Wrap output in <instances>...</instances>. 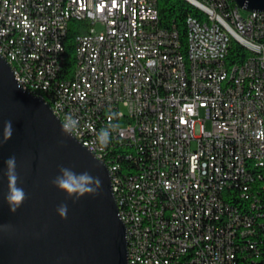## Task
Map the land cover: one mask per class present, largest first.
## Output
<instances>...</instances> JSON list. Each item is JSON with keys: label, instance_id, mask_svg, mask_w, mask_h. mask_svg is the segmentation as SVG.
I'll return each mask as SVG.
<instances>
[{"label": "built area", "instance_id": "built-area-1", "mask_svg": "<svg viewBox=\"0 0 264 264\" xmlns=\"http://www.w3.org/2000/svg\"><path fill=\"white\" fill-rule=\"evenodd\" d=\"M8 2L11 16L2 19L0 0V55L17 53L38 83L39 76L62 82L54 99L66 111L52 112L69 114L71 126L63 127H77L72 135L96 158L102 161L93 143L125 155L127 264H235L242 249L237 222H247L243 234L255 256V225L264 223V11L243 15L233 0H199L202 19L186 15L182 42L174 27L160 25L157 0ZM73 20L82 23L80 60H73L79 71L67 75ZM216 20L229 23L234 43H252V53L231 61V42ZM1 39L13 48H1ZM18 45L27 46L28 57H20ZM250 161H258L259 175H251ZM233 185H244L243 198L258 202V218L245 205L231 208ZM144 243L151 252L135 261Z\"/></svg>", "mask_w": 264, "mask_h": 264}, {"label": "water", "instance_id": "water-1", "mask_svg": "<svg viewBox=\"0 0 264 264\" xmlns=\"http://www.w3.org/2000/svg\"><path fill=\"white\" fill-rule=\"evenodd\" d=\"M241 9L264 11V0H233ZM5 120L13 132L0 142V264H127L126 229L106 165L68 132L49 103L23 90L0 55V140ZM16 157L17 184L26 196L14 211L5 201V161ZM99 176V191L78 199L58 189L59 166ZM67 202L61 217L57 205Z\"/></svg>", "mask_w": 264, "mask_h": 264}, {"label": "bare ground", "instance_id": "bare-ground-1", "mask_svg": "<svg viewBox=\"0 0 264 264\" xmlns=\"http://www.w3.org/2000/svg\"><path fill=\"white\" fill-rule=\"evenodd\" d=\"M188 3L196 7L200 15H195L190 13V16L195 17V19H202V3L199 0H186ZM3 2L2 19H9L11 16V2L8 0H1ZM222 3H229V0H222ZM62 10H69V3H62ZM216 27H220V32L226 37L227 42H235V31L230 28L229 23L223 22V20H216ZM73 60H80V46L81 37H79V32H76L73 37ZM236 44L242 47L244 53H252V43L247 41H236ZM1 48L12 49L13 41L9 39H1ZM18 52L20 57H28V48L25 45H18ZM5 59L11 66L13 75L18 83L20 80L21 88L49 103L51 110L58 108V111H66V104L63 101H55L54 91L62 90V82H51L48 83L47 76H39V83L30 77L29 72L23 70L22 62L17 58V53H5ZM79 62L73 63L72 73H78ZM64 126H71V119L69 114H61V116H56ZM71 134H77V127H70ZM90 150L89 147H86ZM93 151L96 155L101 157L102 162L114 166L115 169H109L110 183L113 195L116 200L118 208V216L123 221L126 229V240H127V262H130V241L132 239V232L129 229V223H126L125 212H128V186L126 185V180H124V175H126V160L125 155L116 154L111 155L110 151L104 150L102 143H93ZM264 157H262V166H260V174L264 171ZM250 171L251 175H259V164L258 161H250ZM115 179V185H114ZM118 189V194H116V188ZM233 187H239L238 201L236 203H231V208H240V205H245V209L251 211L254 209V200H246L244 196V185H233ZM247 231V222H237V231H235V236L243 235V232ZM142 240H150L149 230H141ZM151 252V243H144L141 245V251L136 252L135 261H142L145 258V254Z\"/></svg>", "mask_w": 264, "mask_h": 264}, {"label": "trees", "instance_id": "trees-1", "mask_svg": "<svg viewBox=\"0 0 264 264\" xmlns=\"http://www.w3.org/2000/svg\"><path fill=\"white\" fill-rule=\"evenodd\" d=\"M157 8L160 17V25L165 28L174 27L179 35L182 42H184L185 34V17L188 13L200 15L196 7L188 3L186 0H157ZM84 24V23H83ZM82 25L80 21H71L68 29L67 36L65 38V60H64V73L69 75L73 70V37L76 32H79V26ZM230 48V60L232 61L235 56L242 57L244 51L240 45L231 42ZM237 59V58H236ZM235 59V60H236ZM264 169V168H262ZM264 174V171L261 173ZM239 187H233L230 189V197H236L238 201ZM231 201V203H236ZM264 210V203H263ZM252 218H258V202L254 204L252 209ZM255 232H257L253 240L255 242L254 249L257 253L254 256V252H251V241L249 235L235 236V244L238 248H242L238 256H236L235 264H264V223L255 225Z\"/></svg>", "mask_w": 264, "mask_h": 264}, {"label": "clouds", "instance_id": "clouds-1", "mask_svg": "<svg viewBox=\"0 0 264 264\" xmlns=\"http://www.w3.org/2000/svg\"><path fill=\"white\" fill-rule=\"evenodd\" d=\"M13 132V125L11 120H5L2 129V140L4 142L9 139ZM103 142H107V130L100 133ZM6 169L5 175L8 181V191L5 193V201L9 203L11 210L19 207L20 202L25 198L26 193L22 186L17 184L18 173L16 171V157L10 156L5 161ZM52 183L60 190L64 191L68 197L74 200L78 199L82 194L88 191H99L98 185L101 184L99 176L92 175L89 171L77 172L73 168L65 165L59 166L58 173L52 178ZM57 213L61 217H66L68 213L67 202H61L57 205ZM7 227V225H0V228Z\"/></svg>", "mask_w": 264, "mask_h": 264}, {"label": "rangeland", "instance_id": "rangeland-1", "mask_svg": "<svg viewBox=\"0 0 264 264\" xmlns=\"http://www.w3.org/2000/svg\"><path fill=\"white\" fill-rule=\"evenodd\" d=\"M240 12H241V14H243V15L246 14V11L243 10V9H240ZM96 27L98 28L99 26L97 25ZM201 115H202V111H201L200 117H201ZM205 126H206L207 129H210V122H209V121L206 122V123H205Z\"/></svg>", "mask_w": 264, "mask_h": 264}]
</instances>
